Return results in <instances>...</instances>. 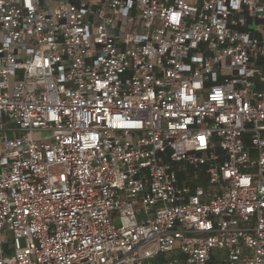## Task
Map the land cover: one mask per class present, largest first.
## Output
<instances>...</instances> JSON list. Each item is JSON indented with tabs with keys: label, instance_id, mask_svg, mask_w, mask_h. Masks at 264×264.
<instances>
[{
	"label": "built area",
	"instance_id": "built-area-1",
	"mask_svg": "<svg viewBox=\"0 0 264 264\" xmlns=\"http://www.w3.org/2000/svg\"><path fill=\"white\" fill-rule=\"evenodd\" d=\"M0 264H264V0H0Z\"/></svg>",
	"mask_w": 264,
	"mask_h": 264
},
{
	"label": "rangeland",
	"instance_id": "rangeland-1",
	"mask_svg": "<svg viewBox=\"0 0 264 264\" xmlns=\"http://www.w3.org/2000/svg\"><path fill=\"white\" fill-rule=\"evenodd\" d=\"M177 169H179V168H177ZM201 169L203 170V168H201ZM190 175L194 176V174H190ZM185 178H186V179H192L191 176H185ZM200 184H203V182H200ZM206 186H207V188H209L208 185H206ZM9 237H10V239H11V236H9Z\"/></svg>",
	"mask_w": 264,
	"mask_h": 264
}]
</instances>
